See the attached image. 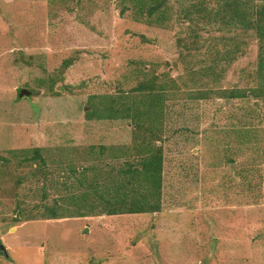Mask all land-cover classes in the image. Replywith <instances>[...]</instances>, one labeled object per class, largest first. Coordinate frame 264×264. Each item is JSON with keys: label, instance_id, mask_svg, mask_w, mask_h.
I'll list each match as a JSON object with an SVG mask.
<instances>
[{"label": "rangeland", "instance_id": "1", "mask_svg": "<svg viewBox=\"0 0 264 264\" xmlns=\"http://www.w3.org/2000/svg\"><path fill=\"white\" fill-rule=\"evenodd\" d=\"M118 4L0 0V249L9 253L0 250V264H264V180L253 187L251 174L243 184L218 142L229 139L221 127L232 114L237 123L243 102L188 99L195 82L182 27L139 22ZM242 40L225 88L254 85L258 41L252 33ZM201 50L198 58H208ZM142 70L179 83L166 125L163 210L27 220L66 194L69 168L91 164V146L131 142L130 121L88 120L86 111L91 96L130 90ZM23 89L31 94L20 97ZM259 126L264 143V118ZM36 148L46 162L27 161ZM254 152L236 158L250 162Z\"/></svg>", "mask_w": 264, "mask_h": 264}, {"label": "trees", "instance_id": "2", "mask_svg": "<svg viewBox=\"0 0 264 264\" xmlns=\"http://www.w3.org/2000/svg\"><path fill=\"white\" fill-rule=\"evenodd\" d=\"M117 2L123 16L131 12L137 21L149 25L182 27L178 41L185 47V56L192 58L186 73L193 75L195 82L194 87L185 94L188 99L208 101L219 98L243 102L241 107L244 112L237 123L230 125L232 114L228 118L229 124L221 127L229 139H218V142L225 150L223 155L228 159V164L239 166L238 176L243 184L245 181L251 184L252 174L258 181L253 187H260L264 180V161L260 159L264 153V143L259 126L264 112L258 104L264 100V0ZM207 33L208 38L205 36ZM250 33L255 36L259 46L256 66L248 73L249 81H253L254 85L225 88L221 82L227 67L239 59L243 51V36ZM142 38L148 41L145 35ZM220 41L224 44L222 50L218 48ZM202 47H207L208 58L200 60L198 55ZM201 61L208 62L199 65ZM71 65L73 60H66L64 68ZM178 89L176 78L166 73L142 70L137 84L130 90L91 96L86 118L130 121L131 142L121 147L105 144L91 146L90 152L96 154L93 162L69 168L68 179L73 180L71 188H65L66 194L59 195V199L54 198V205L45 201L37 205L38 210L35 214L27 215V220L160 213L164 208L166 125L170 103L176 99ZM246 151H255L253 154L258 153L259 158L238 162L236 157L245 155ZM26 153L33 154L27 161L46 162L41 148ZM47 197L45 195L44 199Z\"/></svg>", "mask_w": 264, "mask_h": 264}, {"label": "water", "instance_id": "3", "mask_svg": "<svg viewBox=\"0 0 264 264\" xmlns=\"http://www.w3.org/2000/svg\"><path fill=\"white\" fill-rule=\"evenodd\" d=\"M30 94H31V91H29L27 89H23L22 92L20 93V97L28 96ZM0 250H1L2 255L6 256V257L9 256L8 250L5 246H2Z\"/></svg>", "mask_w": 264, "mask_h": 264}]
</instances>
